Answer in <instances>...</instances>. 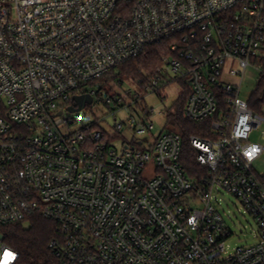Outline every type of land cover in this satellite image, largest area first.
I'll use <instances>...</instances> for the list:
<instances>
[{
	"label": "built area",
	"instance_id": "obj_1",
	"mask_svg": "<svg viewBox=\"0 0 264 264\" xmlns=\"http://www.w3.org/2000/svg\"><path fill=\"white\" fill-rule=\"evenodd\" d=\"M155 45L167 54L145 94L139 82L123 95L104 90L112 71ZM254 62H264V0H0V228L36 215L55 222L59 264H264V174L254 170L264 147L250 141L264 106L240 98ZM174 84L189 91L185 118L212 119L190 139L196 178L168 120L153 137L146 99L164 102ZM83 95L93 98L84 109L136 117L115 118L110 132L84 109L68 111ZM221 191L259 226L260 241L232 255ZM18 260L0 239V264Z\"/></svg>",
	"mask_w": 264,
	"mask_h": 264
},
{
	"label": "trees",
	"instance_id": "obj_2",
	"mask_svg": "<svg viewBox=\"0 0 264 264\" xmlns=\"http://www.w3.org/2000/svg\"><path fill=\"white\" fill-rule=\"evenodd\" d=\"M167 54L164 45L148 47L138 58L118 67L109 74V78L122 84V80L129 79L138 83L140 90L155 77L161 66L163 56ZM264 71V62L262 65ZM189 91L181 94L174 107L168 113L167 129L181 135L183 140L182 161L191 178L198 177L201 167L197 162V150L191 144V137L209 133L212 119L195 123L184 116V107ZM250 107L254 112H260L264 106V75L252 96ZM203 173V172H202ZM6 243L19 254L18 264H59L57 254L51 243L60 237L58 224L39 215L27 221L0 228Z\"/></svg>",
	"mask_w": 264,
	"mask_h": 264
},
{
	"label": "rangeland",
	"instance_id": "obj_3",
	"mask_svg": "<svg viewBox=\"0 0 264 264\" xmlns=\"http://www.w3.org/2000/svg\"><path fill=\"white\" fill-rule=\"evenodd\" d=\"M253 65L255 67H249L245 72L241 84L240 98L246 102H251L252 96L260 84L261 77L264 75V73H262L264 72L263 68H261V70L257 69L260 68L259 66H262L263 63L254 62ZM117 82L118 81H114L108 77L107 83L104 84V90L112 94L117 93L123 95L127 90H136V86L138 85V83L129 79L122 80L121 85ZM139 89H141L140 86ZM164 91L165 92L163 94L167 97L164 102H162L160 98L153 95H149L146 99L147 104L150 107H153L155 111V129L153 131L154 138L159 136V134L163 131V126L165 125L166 120H168L167 114L180 98L183 93V88L180 84H174L171 88L165 89ZM161 110H163V115L160 114ZM81 113L82 115H90L93 118L103 120L105 122V126L110 132L115 131V118H117L119 122L126 124L130 115H134L136 117V114L127 110L118 113L115 117L111 114L110 109L102 103H96L93 107H88ZM263 128L264 127L254 131L251 134L250 141L259 143L264 147V136L262 134ZM121 134L123 137H132V133L129 130H124ZM123 137L117 138L113 141V145L119 150H121L122 147ZM150 140L152 139H148L147 136H136V141H144L145 144H147ZM254 170L256 173L264 174V153L256 159L254 163ZM218 197L221 199L219 202V212L226 221L229 229L232 231V236L226 242L228 255L234 254L238 247L258 243L260 241L257 237L259 226L256 219L245 210L242 203L233 195L225 191H221Z\"/></svg>",
	"mask_w": 264,
	"mask_h": 264
},
{
	"label": "water",
	"instance_id": "obj_4",
	"mask_svg": "<svg viewBox=\"0 0 264 264\" xmlns=\"http://www.w3.org/2000/svg\"><path fill=\"white\" fill-rule=\"evenodd\" d=\"M74 101L76 102L75 106L70 107L68 109V111L71 113L82 111L86 107V105H91L93 102V98L90 95L75 96ZM3 238L4 236L0 234V239H3Z\"/></svg>",
	"mask_w": 264,
	"mask_h": 264
}]
</instances>
